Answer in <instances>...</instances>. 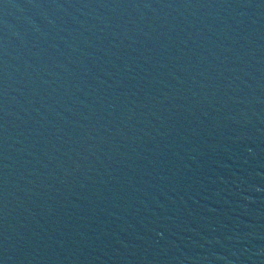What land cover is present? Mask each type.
Listing matches in <instances>:
<instances>
[{"label": "water", "instance_id": "water-1", "mask_svg": "<svg viewBox=\"0 0 264 264\" xmlns=\"http://www.w3.org/2000/svg\"><path fill=\"white\" fill-rule=\"evenodd\" d=\"M0 264H264V0H0Z\"/></svg>", "mask_w": 264, "mask_h": 264}]
</instances>
